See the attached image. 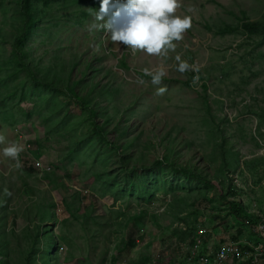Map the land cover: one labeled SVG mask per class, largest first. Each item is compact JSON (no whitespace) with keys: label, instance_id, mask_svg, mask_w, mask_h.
Wrapping results in <instances>:
<instances>
[{"label":"rangeland","instance_id":"obj_1","mask_svg":"<svg viewBox=\"0 0 264 264\" xmlns=\"http://www.w3.org/2000/svg\"><path fill=\"white\" fill-rule=\"evenodd\" d=\"M99 7L40 3L27 46L41 75L62 79L75 68L86 90L103 88L97 103L123 153L94 134L88 112L67 95L29 82L12 56L20 8L0 0V132L3 146L24 145L21 168L0 157V264H184L195 227L254 225L223 197L261 208L264 36L246 32L241 19L264 23V0H182L177 14L193 24L166 58L90 29ZM177 54L200 71L178 72ZM161 66L167 75L156 86L143 69ZM158 87L167 90L158 95ZM36 159L52 170L37 169ZM170 162L203 172L222 192L176 174Z\"/></svg>","mask_w":264,"mask_h":264},{"label":"clouds","instance_id":"obj_2","mask_svg":"<svg viewBox=\"0 0 264 264\" xmlns=\"http://www.w3.org/2000/svg\"><path fill=\"white\" fill-rule=\"evenodd\" d=\"M181 6L182 0H100L90 29L109 32L112 42H122L133 53L143 51L150 56L166 58L170 51L176 50L174 42L181 41L193 24L192 16L177 14ZM174 59L176 70L180 73L200 71L197 65L190 64L180 54L175 55ZM143 75L150 77L153 85L159 86L167 71L163 66L155 71L145 67ZM198 80L199 76H195L193 84ZM136 83L142 85L145 81L141 78ZM166 90V87H158L156 92L162 95ZM5 142V135L0 132V146ZM23 151V144L10 143L0 147V157L15 160V166L19 169L22 167L19 155Z\"/></svg>","mask_w":264,"mask_h":264},{"label":"trees","instance_id":"obj_3","mask_svg":"<svg viewBox=\"0 0 264 264\" xmlns=\"http://www.w3.org/2000/svg\"><path fill=\"white\" fill-rule=\"evenodd\" d=\"M52 1L53 0H16L22 14V20L21 25L16 29L12 42L13 60L20 69L27 71L30 79L29 82H31L34 87H45L51 91L64 93L69 97L70 104L75 103L85 109L91 119L94 134H96L99 139L105 140L109 145L115 147L117 152L123 153L122 146H120L117 141L111 139L108 135L107 126L111 123L110 117L106 116V111H103L104 109L102 106L97 103L99 95L101 96L103 94V88L98 89L95 83L92 82L90 83L89 90H86L82 83L83 80L73 78L72 72L75 68H71V73L68 76L63 77L62 79H55L51 76L50 71H45V73L41 75L38 71L39 68H35L36 65L31 63V53L27 44L31 34L38 28L41 21L40 3H43L45 6H49ZM241 22L242 27L246 32L250 34L262 33L264 36V23L262 21H251L243 17ZM228 29L232 30L231 27ZM123 64L126 65L124 62ZM92 68L93 65L91 63H87L85 65V70L88 72ZM97 89L100 91L97 92ZM100 116L103 118V122L99 121ZM157 162L162 164L165 161L164 159H160ZM169 164L172 171L176 174H182V176L187 178H196L205 186L212 188V190L222 192V190L218 187V184L209 179V177L203 172L198 171L195 168L178 166L173 162H170ZM136 168L137 166L134 165L131 168V172H135ZM178 176L179 175H175V177ZM223 198L231 204V214L234 213L236 217L244 221L249 220L256 223V218L247 215L242 202L239 201V198L237 199V195L230 200L225 197ZM189 235V238L191 239L190 244L193 245L195 243L196 227L194 231H190Z\"/></svg>","mask_w":264,"mask_h":264},{"label":"built area","instance_id":"obj_4","mask_svg":"<svg viewBox=\"0 0 264 264\" xmlns=\"http://www.w3.org/2000/svg\"><path fill=\"white\" fill-rule=\"evenodd\" d=\"M34 164L37 169L44 172L52 170V166L44 164L39 159H36ZM238 177L239 175L236 176ZM257 227L262 241L260 244L246 245L241 241H230L223 243L216 253L204 252L203 237L207 234V229L202 226L196 227L195 243L187 259L191 264H228L242 261H247L249 264H262L264 260V219L258 223Z\"/></svg>","mask_w":264,"mask_h":264},{"label":"crops","instance_id":"obj_5","mask_svg":"<svg viewBox=\"0 0 264 264\" xmlns=\"http://www.w3.org/2000/svg\"><path fill=\"white\" fill-rule=\"evenodd\" d=\"M261 200L263 201L261 208L251 209L250 211H247L244 204L242 203L246 210L247 215L256 218V223H254V225H250V224L247 225L246 222L243 223L242 221H239V220L238 221L242 222V224L239 223V225H236L234 222H232L231 223L232 225L231 226L229 225V228H228V226L226 225L227 223L224 222L221 226L219 225V227L215 228V230L213 229L209 230V228H207L206 225H199L207 229V234L203 237L204 252L216 253L223 243L230 242V241H241L245 243L246 245L260 244L262 241L259 237L257 225L261 220L264 219V198ZM254 212H257L259 214H256ZM246 221L250 223L249 220H246ZM229 229H233L231 230L232 232L229 231ZM192 246L193 245L190 244L187 254L183 257L184 264H191L189 263L187 257L189 255V252ZM173 258H175L174 255H173ZM228 264H249V262L242 261V262H232ZM262 264H264V260Z\"/></svg>","mask_w":264,"mask_h":264}]
</instances>
